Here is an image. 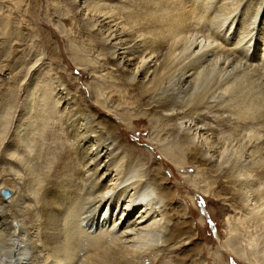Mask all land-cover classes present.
<instances>
[{"label":"bare ground","instance_id":"1","mask_svg":"<svg viewBox=\"0 0 264 264\" xmlns=\"http://www.w3.org/2000/svg\"><path fill=\"white\" fill-rule=\"evenodd\" d=\"M127 1L118 11L110 5H84L94 35L107 44V67L120 75L109 85L99 82L98 75V82L92 81L104 90L92 98L114 119L97 121L86 96L75 101L57 94L70 113L66 154L76 160L77 169L50 173L32 164L31 140L40 130L36 126H26L4 147L0 264L189 260L197 234L183 203L178 205L180 187L171 185L161 163L148 171V156L118 144L117 120L128 129L134 117L130 100L114 99L123 89H132L149 116L147 141L159 148L164 160L177 171L194 167L195 174L182 175L207 196L214 193L202 184L201 173L210 171L212 179L214 171L222 170L239 209L260 212L264 221V0H242L228 12L221 5L219 13L211 12L213 0ZM32 95L28 104L34 113L44 114L46 105ZM174 129L181 132L179 154L170 147ZM184 153L186 158H180ZM3 190L9 191L8 197ZM234 243L230 237L224 246L241 261L264 264Z\"/></svg>","mask_w":264,"mask_h":264},{"label":"rangeland","instance_id":"2","mask_svg":"<svg viewBox=\"0 0 264 264\" xmlns=\"http://www.w3.org/2000/svg\"><path fill=\"white\" fill-rule=\"evenodd\" d=\"M122 1L0 0V157L6 143L11 142L9 139L15 137L18 132L25 131L26 126H36L40 130L31 140V145L34 146H31L29 158L36 162L32 164L41 165L46 171L50 169V173L63 172L62 170L69 166L71 171L77 169L76 160L72 162L71 155L66 154L70 148L67 146L70 136L69 128H67L70 113L67 106L63 104L64 98L61 101L57 94L60 97L67 94V97L76 98L75 101H80V97L86 96L97 121L114 119L105 109L106 107L97 105L92 98L93 95L104 91L93 83L98 82L97 75L101 79L99 82L103 81L106 85L119 81L120 75L107 67L109 65L107 44L99 35H94L90 27V11L85 10L84 5L98 9H104L110 5L118 11L120 8L124 10V5L128 2ZM215 1L221 4L219 3L218 6V3H214ZM215 1H212L211 12L219 13L222 9L230 11L242 0ZM217 7L218 10H216ZM229 21L224 27L228 28ZM57 87L64 89L57 90ZM116 89L120 90L117 87ZM31 92L36 101L41 100V104L46 105L44 114L34 113L36 109H33L34 106L30 107ZM105 92L108 94L109 90ZM120 92H122L121 95ZM120 92L118 91L119 96L114 97V99L118 97L116 103L130 100L133 103H130L131 106H134L132 112L134 117L128 122V129L117 120L118 144L124 150L136 155L148 156V171L155 163H161L164 174L171 179V185L175 188L180 187L178 205L179 201L183 203L186 217L195 224L197 235L188 254L189 260L185 264H197V262L220 264L219 261L223 264H248L241 261L232 249L224 246L226 239L230 237L235 238L234 247L246 253L250 252L248 254L250 257L263 263L264 221L259 216L260 212L247 213L239 209L227 182L222 178L220 169L217 172L214 171L217 173L215 175L213 172L212 179L209 178L212 175L210 171L203 170L201 173L205 174L201 175L202 184L205 187L208 185L207 188H210L214 195L207 196L203 190L194 186L184 176L195 174L197 170L194 167H186L184 170L181 169L182 172L177 171L171 163L163 159L159 148L147 141L150 134L149 116L144 115L145 111L141 109L139 100L133 97L134 92L132 89H123ZM34 105L39 106V103L35 102ZM169 142L170 147L179 154L178 152L182 149L181 132L174 129L169 136ZM40 156L43 159H40ZM179 156L182 159L186 158L185 153ZM8 166L5 165V167ZM42 169H39L41 179L43 178ZM261 208L264 211V207L261 206ZM261 215L264 216V212ZM170 257L172 256L165 255L163 258ZM148 263L149 260H146V264Z\"/></svg>","mask_w":264,"mask_h":264},{"label":"water","instance_id":"3","mask_svg":"<svg viewBox=\"0 0 264 264\" xmlns=\"http://www.w3.org/2000/svg\"><path fill=\"white\" fill-rule=\"evenodd\" d=\"M2 192H3V194H4L6 197L9 196V191H7V190H3Z\"/></svg>","mask_w":264,"mask_h":264}]
</instances>
